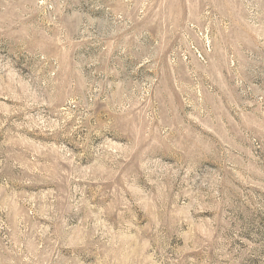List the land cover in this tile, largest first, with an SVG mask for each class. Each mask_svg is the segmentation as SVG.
<instances>
[{"label":"rangeland","instance_id":"1","mask_svg":"<svg viewBox=\"0 0 264 264\" xmlns=\"http://www.w3.org/2000/svg\"><path fill=\"white\" fill-rule=\"evenodd\" d=\"M0 264H264V0H0Z\"/></svg>","mask_w":264,"mask_h":264}]
</instances>
